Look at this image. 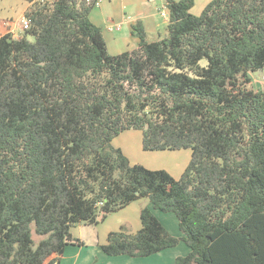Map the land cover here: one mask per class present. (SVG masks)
I'll return each mask as SVG.
<instances>
[{
	"label": "trees",
	"instance_id": "16d2710c",
	"mask_svg": "<svg viewBox=\"0 0 264 264\" xmlns=\"http://www.w3.org/2000/svg\"><path fill=\"white\" fill-rule=\"evenodd\" d=\"M23 1L25 35L0 37V264H60L83 245L72 227L142 198L182 236L144 208L107 255L184 242L175 264H264V90L249 87L264 70V0H213L200 15L168 0V35L149 42L138 24V49L119 55L90 18L97 0ZM131 130L148 152L189 149L182 176L132 164L113 146Z\"/></svg>",
	"mask_w": 264,
	"mask_h": 264
},
{
	"label": "crops",
	"instance_id": "0c3cea01",
	"mask_svg": "<svg viewBox=\"0 0 264 264\" xmlns=\"http://www.w3.org/2000/svg\"><path fill=\"white\" fill-rule=\"evenodd\" d=\"M97 1L98 4L91 11L90 18L95 25L102 28L112 55H119L138 49L141 41L135 29L138 24L142 25L145 29L148 41L149 39L158 41L168 35L169 20L162 16V12L167 8L168 0ZM212 1L194 0L192 13L200 15ZM7 5L10 9H8ZM29 7L30 4L23 0H4L3 4H1L0 0V37L6 34H12L16 39L23 37L21 21L25 17ZM156 38L158 39L156 40ZM127 132H132L138 138L141 137L139 134H134L138 133V131L131 130L122 133L113 142L115 143ZM141 139L143 142V136ZM122 151L128 157L126 152ZM182 151L173 152L184 153ZM186 153L189 154L182 156L186 157V164L184 166L170 164L165 165L163 168H151L148 165L143 166L153 170L166 169L175 179H179L191 161V153ZM180 157L167 156L171 160L179 159ZM141 163L137 162L133 164ZM144 208L151 209L171 234L177 237L182 236L179 220L174 213H164L156 210L149 200L142 198L131 203L126 208L112 213L98 225L80 224L72 227L71 233L73 237L82 241L83 245H68L60 264H175L178 257L188 255L190 248L184 242H181L175 248L167 249L149 257L109 256L104 253L102 247L107 244L110 233L120 231L125 227L127 233L136 234L142 228L140 215Z\"/></svg>",
	"mask_w": 264,
	"mask_h": 264
},
{
	"label": "rangeland",
	"instance_id": "374dc122",
	"mask_svg": "<svg viewBox=\"0 0 264 264\" xmlns=\"http://www.w3.org/2000/svg\"><path fill=\"white\" fill-rule=\"evenodd\" d=\"M54 1V0H53ZM4 3V0H1V4ZM8 9H10V7L7 5ZM25 35V32L23 31V36ZM27 39L29 41H33L34 38L31 36H27ZM158 38H156L157 40ZM150 41H154L152 39H149ZM206 61L202 62V65H205ZM249 77L251 78V84H250V88L256 90V91H262L264 90V70H263V74L261 72H251L249 73ZM134 134H139V136H143V133L141 131H138V133H134ZM141 137L138 138V136H134L132 134V132H127L124 135H122L117 141H115V143L113 142V146L116 148H121V150H124L126 152V154L129 157V160L133 163H141L142 165H148L151 168H163L165 167V165L170 164V165H175V166H179V165H185L186 164V157H182L184 156V154H189L186 152H190L191 151L188 149L187 151H182L184 153H174L173 151H151V152H147L143 150V142ZM119 145V146H118ZM167 156L173 157V156H181L179 159H172L171 158H167ZM153 170V169H150ZM159 170H165L166 169H159ZM168 172V171H167Z\"/></svg>",
	"mask_w": 264,
	"mask_h": 264
},
{
	"label": "built area",
	"instance_id": "2783aa9c",
	"mask_svg": "<svg viewBox=\"0 0 264 264\" xmlns=\"http://www.w3.org/2000/svg\"><path fill=\"white\" fill-rule=\"evenodd\" d=\"M98 4V3H97ZM162 16L164 18H166L167 20L170 21V13H169V9L168 7L162 12ZM30 26V20H28L27 18H23L22 21H21V27L23 30H26L28 29Z\"/></svg>",
	"mask_w": 264,
	"mask_h": 264
},
{
	"label": "water",
	"instance_id": "95a60500",
	"mask_svg": "<svg viewBox=\"0 0 264 264\" xmlns=\"http://www.w3.org/2000/svg\"><path fill=\"white\" fill-rule=\"evenodd\" d=\"M259 72H261L263 74V70H260Z\"/></svg>",
	"mask_w": 264,
	"mask_h": 264
}]
</instances>
